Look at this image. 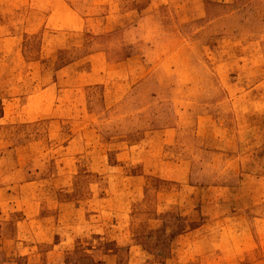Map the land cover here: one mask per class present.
<instances>
[{
	"label": "rangeland",
	"instance_id": "rangeland-1",
	"mask_svg": "<svg viewBox=\"0 0 264 264\" xmlns=\"http://www.w3.org/2000/svg\"><path fill=\"white\" fill-rule=\"evenodd\" d=\"M170 4L171 9L164 7V25L157 19H142L135 11V17L123 13L118 18H103L102 27L95 30L104 28V32L94 34L75 26L77 18L72 11L80 8L87 13L90 1L0 0V264H264V217L256 222L254 212L237 210L229 201L226 209L212 214L213 220H208L210 214L205 210L177 208L164 214L159 226H153L157 215L151 207L146 209L149 201L141 199V193L127 205L131 211L102 209L106 205L102 196L119 192L128 183L125 177L108 178L91 171L90 153L68 163L72 176L55 184L48 195L39 193L45 185L39 184L44 179L37 178V200L44 202L49 196L57 207L48 208L45 200L46 206L41 204L35 212L33 227L19 223L27 216L19 207L31 198L30 194L17 195L19 182L27 177L26 170L43 175V158L61 153L71 133L70 122L59 131L49 126L53 124L42 113L47 107L43 105L45 96L29 102L27 96L47 81L52 83L64 61L89 51H101L110 60L128 57L138 63L145 58L148 63L144 81L140 78L132 87L125 81V69L112 70L103 83L86 86L84 109L70 120L78 125L90 109L96 113L101 136L112 140L103 147L110 163L115 162L122 140L139 138L140 125H207L210 116L213 125H239L243 131H256L261 144L247 151H255L253 158L258 155L251 166L264 175V106L260 103L264 102V0L189 1L184 9L187 14L197 11V5L199 11L206 12L193 20L179 16ZM127 22H141V29L124 34ZM81 42L84 48L76 47ZM112 88H117L115 94L129 91L124 97L106 96ZM153 92L159 96H143ZM255 99L257 108L253 107ZM51 101L50 107L58 103L57 98ZM27 106H32L36 118L27 113L17 115ZM48 127L51 139H47ZM210 142L199 148L208 145L209 149L213 146ZM17 143L21 161H17ZM46 145L49 152L41 154ZM63 164L55 158L48 172H59ZM141 168L139 164L123 165V175ZM221 180L230 186L240 184V178ZM144 183L149 197L155 188L170 191L175 187V182L152 175ZM260 183L264 184V177L251 180V184ZM7 187L9 192L1 193ZM229 197L233 202V190ZM262 203L259 210L264 215ZM5 207L11 210L7 213ZM221 218L227 221L224 226H220ZM244 230L246 241L239 242L238 235ZM188 231L199 232L196 237L202 241L174 240ZM216 236H221V246L229 248L232 257L210 254L217 244L210 237ZM194 245L196 250L187 252L193 256L172 257L179 246L187 249ZM51 254L54 257H48Z\"/></svg>",
	"mask_w": 264,
	"mask_h": 264
},
{
	"label": "crops",
	"instance_id": "crops-1",
	"mask_svg": "<svg viewBox=\"0 0 264 264\" xmlns=\"http://www.w3.org/2000/svg\"><path fill=\"white\" fill-rule=\"evenodd\" d=\"M80 1H90L92 6H90L87 13L86 11H80V8L72 10L74 12L73 16L77 18V25L75 26L81 27L82 31H92L94 34L104 32V28L98 31L95 30V28L102 27L103 18H118L123 13L126 16L129 15L131 17L133 15L135 17V11L138 17H142V19L148 18L153 21L157 19V23L159 22L158 24L161 25L164 21L163 18H166V8L164 7L168 6V9H171L170 3L174 6L177 14L179 16L183 15L186 20H193L206 15V12L199 11V5H197V11L195 10L190 14H187L186 10H184L186 8L185 5H188L187 2L196 1L200 3L203 0H77L79 3ZM105 5H108V7L106 8ZM94 11L96 13L91 14ZM123 26L127 27L122 30L124 34H127V32H134L135 28L141 29V22H127ZM169 31L171 32L172 30L170 29ZM126 43L132 44L133 41H127ZM68 46L71 47L70 44ZM76 47L84 48V43L81 42ZM145 49L148 50L149 47L145 46ZM103 56L104 53L101 51H89L82 56L72 57L64 61L56 69V79L52 83H48L47 81L43 86H40L37 90H33L27 96V101L33 97H38V95L45 96L46 100L43 102V105L47 107L42 113L46 120H49V123L53 124L49 126H53L59 131L65 122H70L71 124L68 127L71 133H69L66 144H63V151L61 153H58L56 157L50 155V157L43 158L45 170L43 175H40L41 172L38 173L36 170L32 171V173L26 170L27 177H23L25 180L19 182L17 195H31L30 199L24 201L28 204H23L19 207V210H23L27 215L23 220L19 221L21 226L24 228L27 226L33 227L35 212L38 208H41L45 200L48 208L53 209L57 207L56 204H53L54 202L50 201L49 196H47L44 202L37 200V178L44 179V182H40L39 184L44 183L45 185L44 191L41 190L39 193L45 192L47 195L52 193V188L55 184L58 185L72 176L69 170H67V164L71 161L73 162L77 157L85 155V153H90L89 163H91V171L104 173L105 177L108 178L125 177L127 179L128 186L121 187L119 192H108L102 196L101 200L103 203L106 202V205L101 208L107 211H131L132 207H128L127 205L132 204L136 196L141 193V199L149 201L146 209L151 207L152 212H155L157 215V217L153 218L155 221L157 220L153 226L163 224L162 216L177 208H186L190 211L205 210L207 214H210L209 218L207 217L208 220L211 218L213 220L212 214L218 213L220 209H226L228 201L230 204H235L233 206L237 210L254 212L253 216L256 222L262 219L264 215L262 210H259V206L263 205L262 202L264 201V184H251V180L262 179L264 175L258 173L259 169H253L251 166L252 162L257 161L256 157L258 155L256 154L257 156L253 158L255 151H247L251 146L261 144L257 140L258 134L256 131H252V129L243 131L239 128V125L230 127L213 125L210 116H207L210 119L209 122L207 121V125H140L137 127V129L141 128L139 138L122 140L119 152H116L115 162H109L108 151L107 149H103V147H107L109 143H112V140H104L101 136V128L97 124L96 113L90 109L91 113L84 114L83 120L78 125L73 120H70L76 117L78 112L80 113V110L84 109V99L88 97V92L85 89L86 86L103 83L107 76H112V70L125 69V76H127L125 81L128 83V87H132V84L138 81V79L141 78L144 81L149 69L145 58H141L140 62L135 63L128 57L118 61L110 60ZM113 76V80L117 81L116 76ZM116 89H110V93L108 94L107 92L106 96H114L115 98L118 96L124 97L129 91L127 89L126 93L115 94L117 92ZM53 94L55 95L54 98H57L58 103L50 107L51 104H54L51 101V99H54L52 97ZM146 94L143 96H159V93L155 92ZM260 103L264 106L262 100ZM31 107L27 106L26 109H20L17 111V115L21 116L27 113L36 118L37 116L33 112L34 109ZM253 107H259L256 99L253 102ZM43 114H40V116ZM38 118L41 119L43 117ZM51 127H48L50 133H47V139L52 138L50 135ZM245 139L248 140L245 141ZM209 141H212L210 142L213 145L212 147L210 146L208 149V145H205L204 149L199 148L200 145L202 146L205 142ZM92 145H94L93 149L90 150ZM20 149L17 143V161H21ZM50 149H53V147ZM47 151L48 146L46 145L44 152H41V154ZM55 158L56 162H63L64 164L62 167L59 165L61 169L59 172H48L52 169L49 164L52 161L54 162ZM33 159L31 158V160ZM35 160L40 161L41 159L36 157ZM138 164L141 165V170L128 172L123 175V165L137 166ZM247 165L250 166L248 169ZM21 167H17V170H20ZM149 175L162 180H171L175 182V187L171 188L170 191L166 188H155L153 189L152 197H149V190L144 183ZM232 177L236 179L240 178V184L230 186L221 180ZM230 190H233V202L229 197ZM8 192V187L1 190L3 194H7ZM11 193H13V190ZM44 206H46V203ZM80 208L79 201L77 210L79 211ZM4 210L8 213V210L11 209L5 207ZM222 219L219 220V223L221 222L220 226L222 224L224 226L227 222L226 219H224L225 221H222ZM150 220L152 219H149V224H153ZM197 234L199 232L188 231L177 235L174 240L192 243L202 241V239L196 237ZM246 234L245 230L243 233L241 231L238 235V241L245 242ZM221 236L210 237L213 244L217 243L210 249V254L213 256L217 253L218 256L232 257L234 254L230 253L231 250L221 246ZM206 240L208 241V239ZM253 240L257 242L255 238ZM193 250H196L195 245L187 249L179 246L177 251H175L177 255H173L172 257H179L181 254H187L191 257L193 253L188 254L187 252H193ZM244 251L246 252L245 247ZM197 253L199 254V251ZM48 257H54V255L51 254ZM239 257L241 258L242 256L239 255ZM219 262L222 263L224 261L219 260Z\"/></svg>",
	"mask_w": 264,
	"mask_h": 264
}]
</instances>
